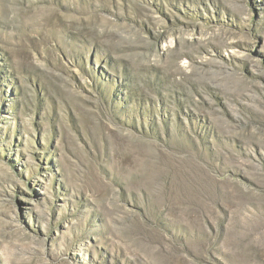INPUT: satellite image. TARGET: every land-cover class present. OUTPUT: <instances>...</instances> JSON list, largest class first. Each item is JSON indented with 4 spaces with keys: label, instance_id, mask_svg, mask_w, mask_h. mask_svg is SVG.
Returning <instances> with one entry per match:
<instances>
[{
    "label": "rangeland",
    "instance_id": "rangeland-1",
    "mask_svg": "<svg viewBox=\"0 0 264 264\" xmlns=\"http://www.w3.org/2000/svg\"><path fill=\"white\" fill-rule=\"evenodd\" d=\"M0 264H264V0H0Z\"/></svg>",
    "mask_w": 264,
    "mask_h": 264
}]
</instances>
